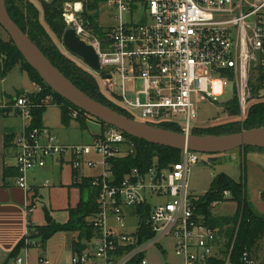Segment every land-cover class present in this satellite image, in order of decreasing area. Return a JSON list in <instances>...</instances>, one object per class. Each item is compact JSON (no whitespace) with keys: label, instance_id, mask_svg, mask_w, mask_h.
Returning <instances> with one entry per match:
<instances>
[{"label":"built area","instance_id":"2783aa9c","mask_svg":"<svg viewBox=\"0 0 264 264\" xmlns=\"http://www.w3.org/2000/svg\"><path fill=\"white\" fill-rule=\"evenodd\" d=\"M103 2L106 17L114 24L103 28L101 39L84 29L81 9H65L64 22L94 48L100 69L90 71L102 94L134 120L154 127L173 124L180 134L191 136L199 117L197 104L216 103L220 97L213 93L216 83L233 85L242 120L251 99L250 80L255 82L257 99L264 101V0ZM124 14L129 15L127 22ZM53 101L49 96L43 103L57 106ZM34 107L25 96L0 104L4 115L8 110L22 121L10 148L19 189L31 191L28 173L44 168L51 159L68 156L75 174L83 168L100 170L91 178L98 192L97 213L90 219L94 233L82 252L71 254L68 264H256L247 251L233 263L234 241L227 247L220 229L210 227L198 213V198L188 190V177L200 154L183 150L177 163L134 167L116 182L110 160L125 158L135 149L127 135L70 109L71 120L83 119L100 132L90 144L63 145L49 128L32 127ZM92 156L96 159H89ZM33 209L26 208L27 226ZM39 263L46 264L44 259ZM12 264L23 260L16 258Z\"/></svg>","mask_w":264,"mask_h":264},{"label":"trees","instance_id":"16d2710c","mask_svg":"<svg viewBox=\"0 0 264 264\" xmlns=\"http://www.w3.org/2000/svg\"><path fill=\"white\" fill-rule=\"evenodd\" d=\"M102 2L103 0H87L84 7L85 11L79 14V19L84 29L91 31L99 39L104 36V29L98 24L97 14L98 4ZM63 3V0H53L51 3L42 4L43 19L57 39H61L63 33L67 30V26L62 19ZM5 5L12 21L39 48L50 63L77 89L89 98L133 119L128 112L115 105L102 94L97 81L90 72L76 65L58 49L39 22L35 7L24 2H21L19 5V0H5ZM88 11L93 12V15H88ZM0 60L2 76H5L13 67L20 64L21 70L26 72L30 82L42 86V88H45L52 95L55 103L59 105L58 108L60 110V121L62 125L65 127L69 126L70 122L73 121L69 116V111L70 109L76 108L54 94L44 84L39 75L24 61V58L10 39L7 41L0 40ZM254 90H257L256 86ZM41 99H43L41 94L29 96V100L35 104V107L32 109V127L42 126V116L47 107L40 106ZM228 108L234 112V115L237 114L238 107L235 101L230 102ZM2 112L0 111V114H3ZM83 121V119L77 120L81 128L85 127V122ZM101 124L104 126L103 123ZM158 127L170 132L180 133L178 127L173 124H161ZM263 127L264 102H258L249 106L246 117L241 124L232 122L228 125L208 129L195 128L192 135L224 136ZM128 138L135 145L134 153L125 158L110 160L111 171L116 182L131 168L146 169L153 162L164 168L169 164H174L179 161L180 151L150 144L131 137ZM242 150L243 152L256 150L263 153L264 147H245ZM242 175L244 176V173ZM11 176L16 177L17 171L14 168H4L3 177L8 178ZM92 181L91 178H85L76 184L80 190V201L75 209L68 211L69 219L65 224L61 225L52 222L42 227H36L29 220L27 228L31 235L28 238L25 236L18 242L9 259L15 260L18 251L26 247H31L34 244L43 252L46 241L56 232L77 233V239L71 244L72 254L82 252L86 247L85 242L90 240L94 233L91 228L90 219L97 213L96 197L98 192L92 186ZM224 192L230 193V200L236 206L235 213L233 216L214 218L211 214L210 205L215 201L223 202L222 194ZM197 211L205 217L206 223L210 227L220 229L226 238L227 247H230L232 241H234L231 253L233 263H238L244 251L251 254L258 250L259 244L264 237V220L255 216L247 205L244 177H242V181L235 182L225 174L215 176L208 190L197 202ZM26 239L33 242L31 244H25Z\"/></svg>","mask_w":264,"mask_h":264},{"label":"crops","instance_id":"0c3cea01","mask_svg":"<svg viewBox=\"0 0 264 264\" xmlns=\"http://www.w3.org/2000/svg\"><path fill=\"white\" fill-rule=\"evenodd\" d=\"M9 96L6 103L17 97L16 93ZM2 103L4 101L0 100V104ZM9 116H13L17 120L20 119L11 111L6 115L0 114V264H12L14 260L9 259V257L18 242L26 236L27 217L25 211L27 206H34L29 217L31 223L36 227L48 225L45 222L44 209L48 211L50 223L65 224L69 219L68 211L75 209L80 201V190L76 184L80 183L82 179L97 176L94 170L87 168H83L75 174L68 156H65L51 159L44 168L28 173L26 179L27 185L32 189L31 191L25 192L19 189L15 183V176L3 177L4 168L14 167L13 151L10 149L11 141L22 130L21 119L19 126V123L14 124L11 121L12 118H8ZM60 125V127L63 126L61 121ZM42 126L49 128L63 145L90 144L93 135L100 132V128L96 126L97 131L88 132V142L78 143V134L76 140L72 141L63 137L60 135L62 132H55L54 128L46 124L43 116ZM87 127L85 124L84 128ZM80 136H82L81 133ZM229 153L233 159L236 158V153H239L242 162L247 161V165L245 163L247 205L255 216L264 220V153L258 151L243 152L242 149ZM89 159H96V157L92 156ZM212 217L215 218L213 215ZM76 239L77 233L56 232L46 241L43 252L37 246L26 247L18 251L17 258H21L23 264H40V258L44 259L46 264H68L72 254L71 244ZM263 249L264 237L258 250L251 253L256 264H264Z\"/></svg>","mask_w":264,"mask_h":264},{"label":"rangeland","instance_id":"374dc122","mask_svg":"<svg viewBox=\"0 0 264 264\" xmlns=\"http://www.w3.org/2000/svg\"><path fill=\"white\" fill-rule=\"evenodd\" d=\"M63 6H62V19L64 21V10L68 7H75L74 4L81 3L80 5V14H82L85 9V4L87 0H63ZM21 2H24L25 4H31L33 7L36 8L38 19L41 25L44 27L54 44L58 47V49L66 56L68 57L72 62H74L76 65L82 67L83 69L90 72L93 76L94 74L79 60L77 57L72 56L69 54L62 46L61 39H57L52 32L50 31L49 27L45 23L43 19V11H42V4H48L46 2H43L42 0H19V5ZM17 5V3H16ZM106 10L107 7L104 2L101 4H98L97 14H98V24L104 28L107 29L108 26H111L114 24V21L109 19V17H106ZM88 15H93V12L88 11ZM124 20L127 22V19L129 18L128 14H124L123 16ZM65 23V22H64ZM9 38L7 34L2 30L0 27V40L7 41ZM1 61V60H0ZM205 69H202V75H206ZM95 80L96 77L94 76ZM250 89H251V99L248 102L247 110L251 104L258 103V102H264L261 101L263 99H257L256 90H254L255 82L253 80H250ZM137 87L140 88L141 84L138 83ZM213 93L220 94V97L217 99L216 103H213L212 101L208 102H199L197 104L199 117L198 120L195 123V128L198 129H208L218 126H224L228 125L232 122L242 123L244 120L241 119L240 111L238 108V112L236 115H234V112L228 108V104L232 101L236 102V105L238 107V100L236 94L233 92V85L231 83H227L225 85L222 84H214L213 85ZM16 93L17 97L25 96L29 98V96L34 94H41L42 98L40 103L45 106L43 103L46 101V98L49 96H52L48 93V91L45 90V88H42V86L37 85L35 83H32L29 81L26 72L22 71L20 68V64L15 66L9 73H7L5 76H2L0 74V100L4 101L6 104L7 100L9 99V95H13ZM143 97H141L142 101ZM52 100L54 98L52 97ZM54 102V101H53ZM8 103H11L9 101ZM59 107V105L57 104ZM57 106L48 105L47 110L43 114L44 121L46 124L54 128L55 132H62L60 135L63 137L69 138L71 141L76 140V135H79L78 143H86V141H89V133L90 131H97L98 128L92 124L84 123L87 128L82 129L77 121H72L70 126L60 127V119H59V108ZM3 111V110H0ZM7 112H10L7 110ZM247 113V111H246ZM246 117V116H245ZM8 118H12L11 121L14 124L19 123L20 126V119H14L13 116H9ZM135 119H137L135 115ZM138 120V119H137ZM84 122V121H83ZM75 132V133H74ZM80 133L82 136H80ZM256 151V150H255ZM238 152V151H236ZM264 153V152H263ZM230 153L225 154H200V162L191 168L190 174L188 177V190L191 194L197 196L198 201L201 199V197L204 195V193L208 190L209 185L213 178L219 174H226L229 175L232 179H234L235 182L242 181V177L245 179V162H242V159L239 157V153H236L237 156L235 159L233 157L229 156ZM209 159L208 164L203 163V161H206ZM247 165V163H246ZM244 169V172H243ZM94 173L98 175L100 173V170L94 169ZM244 173V176L242 175ZM197 201V202H198ZM236 206L235 204L230 200V197H223V202H219L216 206L210 205L211 214L215 216V218H221V217H228L233 216L235 213ZM136 222V220H134ZM131 228H136V224L134 222H131L130 224ZM130 228L128 227V230ZM127 230V228H126ZM29 235H26L28 238ZM33 241L26 239L25 244H31ZM264 251V249H263ZM155 259H160L159 256H155Z\"/></svg>","mask_w":264,"mask_h":264},{"label":"water","instance_id":"95a60500","mask_svg":"<svg viewBox=\"0 0 264 264\" xmlns=\"http://www.w3.org/2000/svg\"><path fill=\"white\" fill-rule=\"evenodd\" d=\"M0 27L50 90L86 115L104 125L122 131L128 137L177 151L198 154H225L245 147H264V127L224 136H185L130 119L111 108L89 98L67 80L42 54L8 15L5 0H0ZM63 48L77 57L91 71L100 69L94 48L82 41L71 28L61 37ZM45 222L50 223L48 211L43 210ZM140 238H138V241Z\"/></svg>","mask_w":264,"mask_h":264},{"label":"bare ground","instance_id":"6f19581e","mask_svg":"<svg viewBox=\"0 0 264 264\" xmlns=\"http://www.w3.org/2000/svg\"><path fill=\"white\" fill-rule=\"evenodd\" d=\"M75 8H76V10H80V5L76 4Z\"/></svg>","mask_w":264,"mask_h":264}]
</instances>
